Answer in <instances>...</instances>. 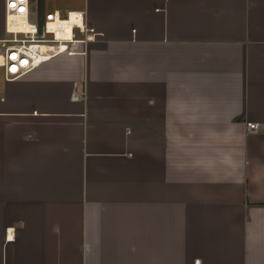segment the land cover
Wrapping results in <instances>:
<instances>
[{"label": "crops", "instance_id": "0c3cea01", "mask_svg": "<svg viewBox=\"0 0 264 264\" xmlns=\"http://www.w3.org/2000/svg\"><path fill=\"white\" fill-rule=\"evenodd\" d=\"M46 1L97 37L0 71V264H264V0Z\"/></svg>", "mask_w": 264, "mask_h": 264}, {"label": "built area", "instance_id": "2783aa9c", "mask_svg": "<svg viewBox=\"0 0 264 264\" xmlns=\"http://www.w3.org/2000/svg\"><path fill=\"white\" fill-rule=\"evenodd\" d=\"M3 12L0 71L5 82L16 81L60 56L84 54L76 49H85L97 37L87 26L84 11H44L36 0H3ZM261 127L249 122L245 132L254 134Z\"/></svg>", "mask_w": 264, "mask_h": 264}, {"label": "rangeland", "instance_id": "374dc122", "mask_svg": "<svg viewBox=\"0 0 264 264\" xmlns=\"http://www.w3.org/2000/svg\"><path fill=\"white\" fill-rule=\"evenodd\" d=\"M40 2H41V0H39ZM44 4H45V9H44V11H52L54 8H52V7H50L49 6V3L46 1V2H44ZM3 38V37H2Z\"/></svg>", "mask_w": 264, "mask_h": 264}]
</instances>
